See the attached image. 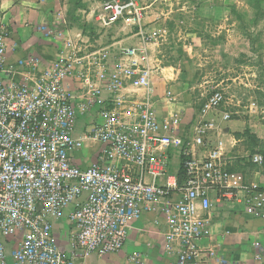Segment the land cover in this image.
I'll use <instances>...</instances> for the list:
<instances>
[{
	"label": "built area",
	"instance_id": "built-area-1",
	"mask_svg": "<svg viewBox=\"0 0 264 264\" xmlns=\"http://www.w3.org/2000/svg\"><path fill=\"white\" fill-rule=\"evenodd\" d=\"M143 18L135 0L103 2L97 13L103 26L140 27ZM6 49L0 32V264H71L117 253L130 224L144 214L165 223L168 264H223L215 245L206 244L213 204L235 201L264 221V187L228 170L221 144L204 155L197 151L212 122L196 127L191 149L182 150L172 123L154 113L148 65L110 66L105 49L80 54L66 41L65 53L48 65L34 56L20 61L29 72L17 79L20 72L7 65ZM137 51L123 48L122 54L132 57ZM71 79L85 90L86 107L100 108V121L82 137L75 136ZM223 101L214 91L201 114ZM87 140L104 148L98 161L81 167L73 154ZM176 147L184 156L182 176L169 167V149ZM252 161L261 163L262 156ZM69 207L73 232L67 251L57 243L53 224Z\"/></svg>",
	"mask_w": 264,
	"mask_h": 264
},
{
	"label": "rangeland",
	"instance_id": "rangeland-1",
	"mask_svg": "<svg viewBox=\"0 0 264 264\" xmlns=\"http://www.w3.org/2000/svg\"><path fill=\"white\" fill-rule=\"evenodd\" d=\"M81 1L69 0L68 3L72 4L74 9ZM87 1H97L101 5L110 0ZM135 1L143 8L144 13L140 29L123 27L122 22L103 28L98 24L89 25L87 27L90 36L88 44L91 43V46L88 49L93 50L107 42L127 38L138 30L141 34L135 37V42L138 43V38H141L151 47L149 49L151 55H153V42L157 40L163 43L167 47L163 50V54L165 52L168 56L166 55L162 62L174 65L180 73L184 72L189 85L193 86L191 90L194 94H204L202 102L194 106L196 111H200L201 106L214 91H220L223 94L224 101L216 111L228 113L230 117L226 125L230 126L232 133L236 132L237 137L243 138L239 145L240 157L238 158V161H241L239 165L243 168L241 172L255 168L264 169V0ZM95 13L97 14L98 10ZM153 16L160 18L159 21L155 23ZM97 29L101 30L100 34H103L100 40L97 38L99 36ZM181 38L182 41H180ZM95 40L99 41L95 42ZM172 40L176 42V45L172 43V47L178 55L180 54L178 57L171 55L169 42ZM136 46L138 45H133L138 49ZM80 50L83 53V50ZM138 53L143 54L142 49L139 48ZM151 69L153 71V68ZM197 84L200 86L195 87ZM216 111L209 112L210 118ZM195 117L194 114L192 120L183 127L185 145L182 144V149L191 140L188 138L193 134L192 126L196 124ZM91 152L93 151L88 150L86 154H92ZM254 155L262 156L261 163L252 161ZM169 157H172L174 162L172 169H177L180 163V152H171ZM222 205L220 206L225 209L220 211L217 210V205H214L218 214L214 215V222L223 226L218 227L217 232L219 234L221 232L220 236L228 234L227 236L233 235V237L232 241L226 237V242L223 238V240L216 238L217 252L246 254L247 251H251L254 254L257 253L256 255L263 260L262 264H264V238L260 236L263 234L262 227L253 224L249 218L252 216L242 215V212L234 205ZM61 220L59 219L54 225L53 231L57 243L64 248L72 238L73 231L69 222L66 224L64 220ZM154 223L156 225L157 222L154 221ZM139 251L141 257L137 254L128 255L121 264H164L166 262L165 257L160 256L159 247H154L153 243L152 245L147 243ZM120 252L101 256L104 258L101 264H115L107 258L111 256L118 258Z\"/></svg>",
	"mask_w": 264,
	"mask_h": 264
},
{
	"label": "crops",
	"instance_id": "crops-1",
	"mask_svg": "<svg viewBox=\"0 0 264 264\" xmlns=\"http://www.w3.org/2000/svg\"><path fill=\"white\" fill-rule=\"evenodd\" d=\"M68 1L69 0H0V32L5 34L7 44L6 63L7 65L17 67V70L20 72V74L16 76L17 79H20L22 75H26V73L29 72L28 68L19 66L20 61L25 60L28 56H34L39 58L45 65H48L60 54L65 53L66 41H71L75 49L79 51L82 49L83 53L105 49L108 53V64L110 66H114V64L119 62L149 65L153 68L151 76L152 92L150 94L153 111L160 120H166L172 123V132L176 138L179 139L181 148L182 144L185 143L183 127L192 120L195 114L196 124L192 126L193 134L192 136L189 135L188 140H191L188 141L184 150L191 149V143L196 134L195 128L203 126L205 122H212V128H207L205 131L204 145L197 150L199 154L204 155L209 149L221 144L224 166L230 171L241 173L247 182L258 183L264 187V169L255 168L241 172L243 168L239 165L241 161H238V158L240 157L239 145L243 138L237 137L236 132H231L229 129L230 126L226 125L229 123V119L223 120L222 115L224 112L216 111L220 106L215 109L216 113L212 118L208 115L209 112L202 115L201 109L199 112L195 110L194 106L202 102L204 94H194L191 90L193 86L189 85L190 83H188L189 80L187 81L186 74L184 72L180 73V70L174 65L162 62V59L164 58L165 60L167 55L165 52L163 54V50L167 48L163 43L157 42V40L153 42V55H151V51L149 50L151 47L143 42L141 38H138V43L135 42V37L141 34L138 30L127 38L113 40L96 49L90 50L88 47L91 46V43L88 44L90 36L87 27L97 24L102 28L105 27L97 20V14L95 13V11L99 9L100 3L97 1L90 2L82 0V4L80 3L75 6L74 11L72 4L70 5ZM159 19L160 18L157 16H153V21L155 23L158 22ZM124 26L125 25H123V27ZM133 27L140 29V27L137 26ZM97 31L99 33L97 38L100 40L103 38V34H100L101 30L97 29ZM99 40H95V42ZM180 41H182V38ZM172 43L176 45L174 40L169 42L171 55L178 57L180 54L178 55L176 50L173 49ZM134 44L138 45L136 46L138 49H142L143 54L138 53V51L137 54L132 57H127L122 54L123 48H135L133 47ZM67 85L72 93L73 104L78 113L75 124V136L82 137L83 135H88L94 125L100 121V108L97 105L86 107L85 90H82L80 84L75 80L71 79ZM198 86L200 85H195V87ZM138 94L141 95L142 90H139ZM103 98H107L106 93L103 94ZM103 148L100 142L96 140H87L83 148L74 152V160L79 166L86 167L99 160ZM88 150L93 151L91 152L92 154L87 155L86 151ZM182 150L177 147L171 148L169 149L168 155L170 156L171 152L178 151L180 155H182ZM241 157H243V155H241ZM169 160L170 171L175 172L176 169H172V163H174L172 157H169ZM222 204H232L237 210L242 212V215H248L244 211V206L241 203L235 201L214 203L209 213L211 241H207L206 244L210 243L215 245L216 238L219 240L223 238L226 242V237H228L229 241H232L233 235L227 236L228 234H223L220 236L221 232L219 234L217 228H222L223 226H221L220 223L214 222V215H218L216 211L225 209L222 207L224 206ZM214 205H217V210L214 208ZM70 210L71 207L64 210L59 218L62 219L61 221L64 220L66 224L68 223L67 216ZM238 214L240 215V213H237V215ZM249 218H251L253 224L262 227L261 230L263 234L260 236L264 238V221L257 218ZM59 219L54 222L53 227ZM154 221H156V216L154 214H144L139 219L133 221L128 228L127 238L123 248L120 250L121 252L119 251L118 258L117 256H111L107 259L110 258L115 264H121L123 260H126L128 255L137 254L138 257H141L140 248L147 243L150 245L153 243L154 247H159L160 256L162 255L165 257V259L163 258L166 261L164 264H168L171 258L166 255L162 249L166 226L162 220H159L156 225ZM69 225L73 231L72 225ZM235 241L237 240L235 239ZM65 247L64 248L68 251V244H66ZM150 252L152 251L150 250ZM227 254L218 251L217 258H222L224 261L223 264H262L263 261L256 255L257 253L254 254L251 251H247L246 254H238L235 252ZM102 259L104 258L92 254L84 259H75L71 264H101ZM210 264L218 263L212 261Z\"/></svg>",
	"mask_w": 264,
	"mask_h": 264
},
{
	"label": "trees",
	"instance_id": "trees-1",
	"mask_svg": "<svg viewBox=\"0 0 264 264\" xmlns=\"http://www.w3.org/2000/svg\"><path fill=\"white\" fill-rule=\"evenodd\" d=\"M184 156L180 155V163L178 165V175L182 176L183 170H182V161H183Z\"/></svg>",
	"mask_w": 264,
	"mask_h": 264
}]
</instances>
